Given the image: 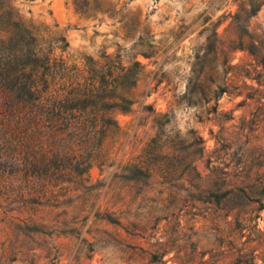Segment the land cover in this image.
Listing matches in <instances>:
<instances>
[{"label":"rangeland","instance_id":"1","mask_svg":"<svg viewBox=\"0 0 264 264\" xmlns=\"http://www.w3.org/2000/svg\"><path fill=\"white\" fill-rule=\"evenodd\" d=\"M242 3L9 1L71 65L144 72L86 181L0 175V264H264V66L247 50L264 54V5L238 21ZM231 189L247 204L215 202Z\"/></svg>","mask_w":264,"mask_h":264},{"label":"trees","instance_id":"2","mask_svg":"<svg viewBox=\"0 0 264 264\" xmlns=\"http://www.w3.org/2000/svg\"><path fill=\"white\" fill-rule=\"evenodd\" d=\"M9 1L0 0V175L29 183L48 179L55 186L86 181L105 158L107 142L120 134L115 114L131 111L144 66L107 53L71 65L55 51L66 52V39L45 41ZM263 5L242 3L235 20L249 21ZM247 50L264 66L262 46L251 43ZM237 192L227 190L215 202L243 207L248 198Z\"/></svg>","mask_w":264,"mask_h":264}]
</instances>
